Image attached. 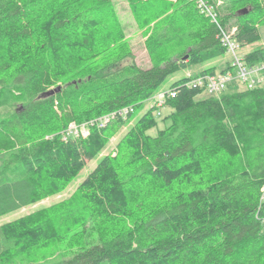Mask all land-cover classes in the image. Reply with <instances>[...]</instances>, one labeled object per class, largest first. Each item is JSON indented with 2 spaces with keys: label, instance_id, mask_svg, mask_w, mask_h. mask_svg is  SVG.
I'll list each match as a JSON object with an SVG mask.
<instances>
[{
  "label": "trees",
  "instance_id": "1",
  "mask_svg": "<svg viewBox=\"0 0 264 264\" xmlns=\"http://www.w3.org/2000/svg\"><path fill=\"white\" fill-rule=\"evenodd\" d=\"M125 1L148 68L134 62L113 0H0V217L63 192L97 159L70 196L0 225V264H264V74L217 96L182 77L167 125L149 135L154 110L130 124L136 110L226 49L193 0ZM216 1L240 49L258 41L264 0ZM243 60L264 61V45ZM220 71L233 72L229 60ZM124 107L133 114L63 139L70 123Z\"/></svg>",
  "mask_w": 264,
  "mask_h": 264
},
{
  "label": "rangeland",
  "instance_id": "2",
  "mask_svg": "<svg viewBox=\"0 0 264 264\" xmlns=\"http://www.w3.org/2000/svg\"><path fill=\"white\" fill-rule=\"evenodd\" d=\"M113 1L115 2L118 15H119L122 23L124 24L125 31H126V37L128 38L127 40L129 43V50L132 52L134 62L142 68H148L150 66V60H149V57H148L146 50H145V47H144V38L141 36V32L138 30L137 26L134 23V20L131 17L127 2L125 0H113ZM216 2H217V4H220L221 0H217ZM230 31L234 32L235 28H232ZM258 33H259L258 41L249 45L248 47H245L243 49H239L238 53L240 55H244L245 53L249 52L251 49L264 45V24L259 25ZM224 57L228 58V55L226 54ZM221 59L222 58L215 60V61H212V62L198 64L196 66H189L184 70H180V71L176 72L175 74H173L172 76H170L169 78H167V80L165 81V83L163 84L161 89H168L170 87V85L173 84L175 81L181 79L184 76H193L200 69H206V68H209L211 66H216L217 69H219L218 66H220L221 67L220 69H222L225 67V63L227 62V59L226 60L225 59L221 60ZM243 88H244V86L240 83V81L238 79H235L234 82H232V84L226 89V91H231L234 89H243ZM158 92H159V90L156 93H158ZM152 97H150L148 99V101L144 102L142 104L141 108L136 110L134 116L132 117V121L129 122L130 124L133 121L138 120L146 112V110L151 109L152 104H153V101L151 100ZM161 109H163L161 112V116L156 118L157 119V126L153 129L149 130V132H148V134L151 136L156 135L157 131L159 129L164 128V126H166L168 123V121L163 120V117L165 115H167L170 110L168 107H166V104ZM127 128H128L127 125H126V127H123L109 141L108 145L102 151L101 154H107V153L111 152V150L114 148L115 144L117 143V141L123 135V133L126 131ZM96 162H97V159L92 160L90 162H87L84 169L79 173L77 178H75V180L73 182H71V184H69L64 189L63 192L56 194V195H53L49 198H46L42 201H39L33 205L28 206V207L22 208L16 212H13V213H10L8 215L0 217V225L7 223L9 221H12L18 217L23 216V215L37 211L39 209L49 207V206L61 201L62 199L67 198L68 196H70L71 193H73V191L76 189L78 184L94 168ZM64 247H65V245L63 243H60V244L54 246L52 250H53L54 254H58L62 250H64Z\"/></svg>",
  "mask_w": 264,
  "mask_h": 264
},
{
  "label": "built area",
  "instance_id": "3",
  "mask_svg": "<svg viewBox=\"0 0 264 264\" xmlns=\"http://www.w3.org/2000/svg\"><path fill=\"white\" fill-rule=\"evenodd\" d=\"M198 10L208 17L214 24L219 28V38L222 45L226 49V53L230 56V62L233 66L234 73L231 71L214 74H203L188 79L184 85L189 88H200L209 95H218L223 92L227 86L232 83L235 79H238L240 83L247 89H253L257 87L263 79L264 74V61L255 65H246L243 56L238 53L240 49L238 44L231 38V31L227 32L219 26L217 22V14L207 0H193ZM176 95L175 89L161 90L152 97V107L155 109L156 115H160L161 108L166 104L167 99L174 98ZM134 111L133 107H124L118 111L105 115L97 120L88 123L75 124L70 123L64 133V138L87 136L88 127L95 123L99 127H103L110 120L115 117H123L132 114Z\"/></svg>",
  "mask_w": 264,
  "mask_h": 264
},
{
  "label": "water",
  "instance_id": "4",
  "mask_svg": "<svg viewBox=\"0 0 264 264\" xmlns=\"http://www.w3.org/2000/svg\"><path fill=\"white\" fill-rule=\"evenodd\" d=\"M241 13L242 14H246V10L241 11ZM59 90H60V86H58L54 90H51V91L47 92L44 96L53 95L54 93L58 92Z\"/></svg>",
  "mask_w": 264,
  "mask_h": 264
},
{
  "label": "crops",
  "instance_id": "5",
  "mask_svg": "<svg viewBox=\"0 0 264 264\" xmlns=\"http://www.w3.org/2000/svg\"><path fill=\"white\" fill-rule=\"evenodd\" d=\"M221 58H222V59H225V60H226V59L229 60L227 57H224V56L221 57ZM219 59H220V58H219ZM222 59H221V60H222ZM217 60H218V59H217ZM214 61H215V60H214ZM211 62H212V61H211ZM223 66H224V65H223ZM218 68H219V69H217L216 71H220V70H222V69H220V68H221L220 66H218ZM200 70H203V69H200ZM200 70H198L196 73L200 72ZM196 73H195V74H196Z\"/></svg>",
  "mask_w": 264,
  "mask_h": 264
}]
</instances>
